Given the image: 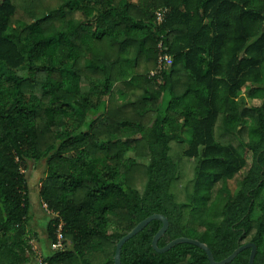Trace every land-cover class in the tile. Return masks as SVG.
I'll use <instances>...</instances> for the list:
<instances>
[{
  "label": "trees",
  "instance_id": "obj_1",
  "mask_svg": "<svg viewBox=\"0 0 264 264\" xmlns=\"http://www.w3.org/2000/svg\"><path fill=\"white\" fill-rule=\"evenodd\" d=\"M42 160L64 249L40 262L113 264L159 213V247L193 238L219 261L252 242L264 264V0H0V264H36L25 170ZM160 226L121 264H209L153 250Z\"/></svg>",
  "mask_w": 264,
  "mask_h": 264
},
{
  "label": "water",
  "instance_id": "obj_2",
  "mask_svg": "<svg viewBox=\"0 0 264 264\" xmlns=\"http://www.w3.org/2000/svg\"><path fill=\"white\" fill-rule=\"evenodd\" d=\"M152 220H159L161 222L160 228L157 230V232L154 234V236L152 237V240H151V246H152L153 250H155L156 252L162 253V252L168 251L169 249H171L176 244L189 243V244H193V245L201 248L205 252L209 264H227L230 261H232L239 252H241L242 250H244L246 248H250V253H249V257H248V264H254V257H255L257 248H256V245L252 242H247L245 244L238 245L227 257H225L219 261H216L214 259L213 254H212L210 248L208 247V245L206 243L201 242L197 239H193V238H188V237H183V236L177 237V238L170 240L164 246L159 247L157 245V242L161 238V236L166 232V230L168 229V225H169L168 219L164 215L159 214V213H153V214L145 217L144 219L139 221L132 229H130L122 237L119 238V240L115 244V250H114V255H113V264H121L120 251H121L122 245L128 239H130L131 237L136 235L138 232H140Z\"/></svg>",
  "mask_w": 264,
  "mask_h": 264
},
{
  "label": "rangeland",
  "instance_id": "obj_3",
  "mask_svg": "<svg viewBox=\"0 0 264 264\" xmlns=\"http://www.w3.org/2000/svg\"><path fill=\"white\" fill-rule=\"evenodd\" d=\"M131 155V154H128ZM147 160H143V162H146ZM44 173H45V161H39V162H31L29 161L27 164V169L25 170V174L27 177V183L29 186V192L30 193V199L35 202V197H36V202L34 203V205L32 204V208L34 207V209L37 212H40L41 215L45 218L46 222L49 221L53 215L48 214L45 210V208L43 207V205L39 204V188H40V182L44 177ZM32 203V202H31ZM46 222H43V226L46 224ZM30 223L32 224L31 221H29V231H30V236H31V244L33 249L35 248V244L32 243V241L35 239L34 237L32 238L33 235V231L30 228ZM38 225V224H37ZM41 229L43 230V227H41ZM45 237H46V231L45 234L42 233ZM34 236V235H33ZM36 240V239H35ZM48 241V240H47ZM47 248L49 249V255H51V243L48 241L47 244ZM34 255L36 257L37 260H35V263L38 264L40 261L43 260L44 256L41 255V253L38 251V249H34Z\"/></svg>",
  "mask_w": 264,
  "mask_h": 264
},
{
  "label": "crops",
  "instance_id": "obj_4",
  "mask_svg": "<svg viewBox=\"0 0 264 264\" xmlns=\"http://www.w3.org/2000/svg\"><path fill=\"white\" fill-rule=\"evenodd\" d=\"M29 189V186H28ZM30 193L29 192V201L31 204V222L30 223V228L33 231V235L32 238L34 237L35 239L32 241V243L35 244V248L38 249V251L41 253V255L48 256L49 255V249L47 248V244H48V239L47 237H45L42 233L45 234V230H46V225L48 223V221L46 222L45 218L41 215L40 212H37L34 207L32 208V204L34 205V203L36 202V197H35V202H33L30 199ZM32 202V203H31ZM39 204H41L40 200H39ZM42 205V204H41ZM43 222H46V224L43 226ZM38 224V225H37ZM41 227H43V230L41 229ZM34 248V249H35Z\"/></svg>",
  "mask_w": 264,
  "mask_h": 264
},
{
  "label": "built area",
  "instance_id": "obj_5",
  "mask_svg": "<svg viewBox=\"0 0 264 264\" xmlns=\"http://www.w3.org/2000/svg\"><path fill=\"white\" fill-rule=\"evenodd\" d=\"M157 18L158 20H161L162 13L161 11H157ZM163 48L159 45V50L161 51ZM171 59L170 57L163 53L162 51L158 54V60H157V69L155 71H151L150 75H153L154 73L160 72L166 65L170 63ZM43 207L45 208L46 212L48 214H53L51 210L47 208L45 204H43ZM64 249V235H63V222L60 220L58 221L56 228H55V240L51 244V250L52 251H59ZM40 264H45L44 262H39Z\"/></svg>",
  "mask_w": 264,
  "mask_h": 264
}]
</instances>
